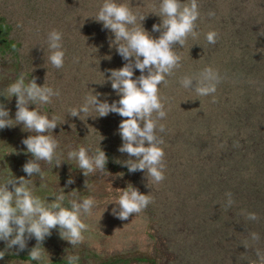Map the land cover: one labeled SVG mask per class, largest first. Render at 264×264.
Masks as SVG:
<instances>
[{"label": "rangeland", "instance_id": "rangeland-1", "mask_svg": "<svg viewBox=\"0 0 264 264\" xmlns=\"http://www.w3.org/2000/svg\"><path fill=\"white\" fill-rule=\"evenodd\" d=\"M117 2L146 15L143 27L154 38L159 36L152 32V25L161 20L154 14L159 0ZM198 2L197 35H190L183 47L175 46L181 67L166 77L167 84L159 85L167 112L159 121L165 131L158 132L166 168L164 181L156 184L147 173H129L115 162L128 158L118 151L121 116L110 113L93 118V111V117L81 120L67 114L93 92L109 103L119 99L109 81L99 83L109 75L106 69L125 63L115 47L109 46L113 34L91 18L103 0H0V13H4L0 94L6 95L21 74L26 83L35 77L37 84L59 89L61 95L53 97L51 104L29 107H39L49 118L65 119L47 133L58 141L57 155L63 162L55 167L40 161L42 178L28 177L22 170L31 159L22 144L30 133L21 125L0 129V183L10 175L23 176L32 181L28 187L33 194L48 203L62 190L65 206L71 199L86 197L97 202L90 216L81 217L88 225L82 243L72 246L53 229L42 242L45 250L40 261L28 255L36 244L32 238L23 251L7 250L0 264H68L70 255L79 256L77 264H259L255 250L264 252V0ZM47 3L52 5L46 8ZM52 8L54 17L48 14ZM209 10L215 12L214 17L207 15ZM52 29L63 34L65 58L60 69L47 60L46 38ZM208 31L219 34L215 44L207 42ZM206 66L219 70L223 77L215 102L212 96L191 99L195 93L179 83L182 76ZM139 75L134 69V78ZM15 99L0 96L13 119ZM80 146L89 149L90 155L100 147L108 157L106 170L111 175L97 172L84 177L76 162L67 157L68 151ZM69 176L74 183L65 187ZM129 183L152 196L153 202L121 221L111 214L114 205L108 202ZM229 192L235 203L226 209ZM247 212L256 213L259 219L247 220L242 215ZM251 232L260 234L259 244L250 241ZM4 249L5 242L0 241V250Z\"/></svg>", "mask_w": 264, "mask_h": 264}, {"label": "clouds", "instance_id": "clouds-1", "mask_svg": "<svg viewBox=\"0 0 264 264\" xmlns=\"http://www.w3.org/2000/svg\"><path fill=\"white\" fill-rule=\"evenodd\" d=\"M154 14L161 18L159 24L152 25V32L159 33L155 38L142 25L146 15L132 11L127 4L118 3L117 0H103L95 16L91 18L113 34L114 39L109 40V46L115 47L125 63L120 68L106 69L109 75L105 77L102 73L104 79L99 83L109 81L119 99L109 103L106 99L98 98L100 93L93 92L84 97V102L79 107L68 109L67 114L81 120L93 117V111L96 113L93 118L106 117L110 113L121 116L118 133L122 143L118 151L127 154L128 158L115 162L125 166L129 173H147L153 183L159 184L165 179L166 168L165 153L161 147L163 139L158 136V132L165 131V125L159 121L167 116L159 85L167 84L166 77L173 75L174 70L181 67L182 58L175 51V46L183 47L190 35H197V21L201 13L198 0H188L187 3H182L181 0H159L158 11ZM207 15L214 17L215 12L209 10ZM218 36L216 31H208L206 40L209 44H215ZM62 40L63 34L56 29L47 33V60L56 69L64 65ZM105 58L111 59L110 56ZM134 69L140 72L135 78ZM222 79L219 70L206 66L198 73L182 76L179 83L184 89L195 93L191 99L212 96L215 102L214 94ZM60 95L59 89H53L44 83L37 84L35 77L26 83L23 74L8 86L6 95L0 94L7 100L13 96L16 98L14 119L9 116L5 104L0 103V129L21 125L22 130L30 133L22 140L26 153L31 154V159L22 166L28 177H43L40 161L55 167L63 162L57 155L58 141L47 133L53 132L65 119L61 120L58 116L49 118L41 114L39 107H29L51 104L52 98ZM81 114H84L83 119ZM67 157L69 161L76 162L84 177L97 172L111 175L106 170L108 157L100 147L90 155L89 149L80 146L68 151ZM119 176H123V173ZM30 183L32 181L23 176L17 178L13 175L0 183V241L5 242V249L0 250V260L9 249L23 251L27 247V241L34 238L36 244L28 255L32 261H40L45 250L42 242L51 236L53 229H58L60 237L72 246L84 241L83 233L87 231L88 225L81 217L92 214L96 200L93 197L71 199L68 206H65L66 197L62 190L48 203L33 194L28 187ZM73 183V178L69 176L65 187ZM120 190L118 196L108 203L114 205L111 214L121 221L141 213L153 202L152 196L140 192L130 183ZM226 197L227 209L235 202L230 192L226 193ZM242 215L249 221L259 219L254 212ZM249 239L253 244H259L261 237L259 233L251 232ZM255 255L259 264H264V252L256 248ZM67 259L68 264H77L79 256L70 255Z\"/></svg>", "mask_w": 264, "mask_h": 264}, {"label": "trees", "instance_id": "trees-1", "mask_svg": "<svg viewBox=\"0 0 264 264\" xmlns=\"http://www.w3.org/2000/svg\"><path fill=\"white\" fill-rule=\"evenodd\" d=\"M50 5H52L51 3L50 4H46V8L48 7V6H50ZM60 8H57V11H60L59 10ZM52 10H53V13H52V11L50 10V13H48L49 14V16L50 17H54L55 16V8H52ZM3 15H4V13H0V16L2 17V20H1V22L0 23H2L3 22ZM1 19V18H0ZM28 57V56H27ZM28 80H30V79H28ZM39 81V80H38ZM114 156H115V154H114ZM112 260H113V262H118V261H120V258H112Z\"/></svg>", "mask_w": 264, "mask_h": 264}]
</instances>
